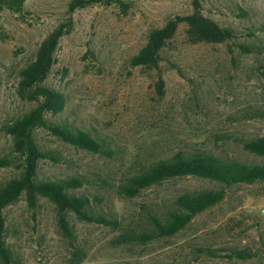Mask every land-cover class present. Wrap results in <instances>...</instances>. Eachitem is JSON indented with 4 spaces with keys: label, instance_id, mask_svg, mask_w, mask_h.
Returning <instances> with one entry per match:
<instances>
[{
    "label": "rangeland",
    "instance_id": "rangeland-1",
    "mask_svg": "<svg viewBox=\"0 0 264 264\" xmlns=\"http://www.w3.org/2000/svg\"><path fill=\"white\" fill-rule=\"evenodd\" d=\"M71 0H25L19 13H0V153L9 154L5 123L31 104L16 94L19 68L59 24L70 21L45 83L64 93L67 105L56 119L66 120L108 138L121 159L108 161L75 149L38 129L42 146L58 151L67 162H40V175L59 179L76 172L127 171L133 160L154 161L181 150H204L223 158L257 161L233 137L264 136V120L243 119L264 110V52L245 55L231 42L191 44L180 24L167 41L158 68L132 67L149 31L191 13L196 0H124L128 9L88 5L69 13ZM202 13L222 26H251L264 45V0H198ZM242 9L247 17L240 15ZM262 65V66H261ZM160 82V86H158ZM16 175L0 168V182ZM219 185L186 176L164 181L134 199L106 193L100 207L126 223L146 203L167 201L185 191ZM225 199L195 217L176 235L147 245L114 247L118 231L79 222L68 216L85 257L81 264H264V182L227 187ZM7 242L14 264H68L71 248L62 236L54 206L40 199L30 209L21 197L4 210ZM200 248H249V260L212 257ZM226 252H222L225 254ZM1 264V263H0Z\"/></svg>",
    "mask_w": 264,
    "mask_h": 264
},
{
    "label": "trees",
    "instance_id": "trees-1",
    "mask_svg": "<svg viewBox=\"0 0 264 264\" xmlns=\"http://www.w3.org/2000/svg\"><path fill=\"white\" fill-rule=\"evenodd\" d=\"M24 2L0 0V13H19L23 10ZM97 4L114 5L122 11L128 9L124 0H71L67 10L72 13L78 8ZM237 11H240L239 16L247 17L244 10L239 8ZM69 22L59 24L47 34L31 59L18 70L16 94L20 100L31 104V108L3 126L4 133L11 140V151L9 154L0 153V168H13L16 175L0 182L1 264L16 263L13 250L7 242L4 210L21 197L30 209H35L40 199L54 206L61 234L71 248L68 264H81L85 252L76 241L68 221L69 215L79 222L116 229L118 233L111 240L114 247L144 246L184 230L195 217L221 203L227 195V187L264 182V136L231 138L242 150L259 158L257 161L223 158L204 150H181L154 161L133 160L127 171L115 177L100 172H76L59 179L42 177L40 162L51 161L64 165L67 159L58 151L40 144L36 135L38 129L47 131L56 140L75 149L108 161L121 159V150L108 138L95 135L66 120L56 119L64 111L67 98L62 91L47 85L45 81L55 64L59 41L70 30ZM180 24L185 25V37L191 44L231 42L245 55H260L264 52V45L259 43L258 30L251 26H222L203 14L196 0L191 13L149 31L143 47L130 59L131 66L158 68L164 61L162 51L165 44L175 35ZM244 116L243 119L247 120H264V110L255 109ZM186 176L212 181L219 186L215 189L185 191L167 201L142 204L126 223L119 220L112 210L100 207L106 193H113L119 199H134L164 181ZM260 239L264 245V235L260 234ZM199 252L237 260H249L256 255L249 248H200Z\"/></svg>",
    "mask_w": 264,
    "mask_h": 264
}]
</instances>
